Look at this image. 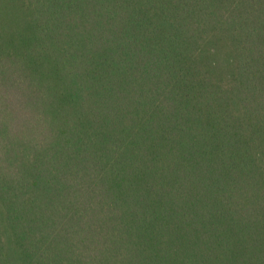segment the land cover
<instances>
[{
	"label": "trees",
	"instance_id": "trees-1",
	"mask_svg": "<svg viewBox=\"0 0 264 264\" xmlns=\"http://www.w3.org/2000/svg\"><path fill=\"white\" fill-rule=\"evenodd\" d=\"M0 264H264V0H0Z\"/></svg>",
	"mask_w": 264,
	"mask_h": 264
}]
</instances>
